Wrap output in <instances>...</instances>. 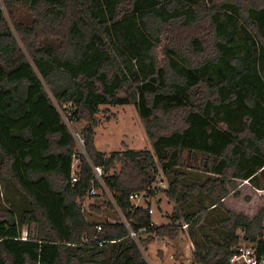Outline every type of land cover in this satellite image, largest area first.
Here are the masks:
<instances>
[{
    "label": "trees",
    "instance_id": "trees-1",
    "mask_svg": "<svg viewBox=\"0 0 264 264\" xmlns=\"http://www.w3.org/2000/svg\"><path fill=\"white\" fill-rule=\"evenodd\" d=\"M101 104H133L152 149L98 151ZM59 109L89 120L75 183ZM91 165L103 167L106 204L145 233L133 239L122 222L85 218L81 201L99 186ZM184 166L211 176L189 178ZM160 171L162 192L182 205L192 193L220 205L236 180L264 188V0H0V179L28 204L19 216L0 210V264H148L135 240L173 237L176 222L196 224L205 209L201 200L197 211L176 206L171 224L149 226L129 195L153 193ZM263 218L264 207L251 218L227 210L204 253L192 234V261L229 264L240 240L264 257ZM94 237L102 246L85 241Z\"/></svg>",
    "mask_w": 264,
    "mask_h": 264
},
{
    "label": "rangeland",
    "instance_id": "rangeland-1",
    "mask_svg": "<svg viewBox=\"0 0 264 264\" xmlns=\"http://www.w3.org/2000/svg\"><path fill=\"white\" fill-rule=\"evenodd\" d=\"M1 9L6 16L12 34L18 40L28 60H30L17 33L14 31L3 3L1 4ZM45 89L53 100L50 86L45 85ZM59 111L70 133L75 132L83 136L82 130L84 126L89 124V120H72L68 116V112L66 113L60 109ZM93 118L95 119V126L93 127L94 145L98 151L105 155L114 151H122L125 146L130 149H152L141 118L133 104H101L99 112ZM78 150L79 148L74 142L73 152H78ZM73 162L75 166L78 163L77 159H73ZM198 168L181 167L189 178L198 177L203 180L207 176H211ZM159 180L163 186H167V177L160 171L157 174L156 180L154 179L150 186V189L154 191L153 193L146 192L147 190L137 191L142 192L145 199V202L143 200H139L138 202L153 209L150 217L155 225L171 224L170 215L176 206H180L186 210L189 209V211H197L200 206L198 202L201 200L205 209L199 215L200 219L196 224H187L181 220L176 222L181 227L178 226L177 233L173 237L154 235L153 240L145 245L141 243V238L135 240L148 264H196L192 261L193 250L195 249L192 234L195 235V239L199 243V251L204 253L207 248L206 236L214 240L219 239L218 220L226 216L227 210L242 213L251 218L264 207V188H256L247 181L236 180L237 187L222 199L220 205L212 206L204 195L196 193L190 194V205L179 204L165 196L162 192L165 188L158 183ZM153 186L155 189H153ZM91 188L95 191L94 194L91 193ZM91 188L81 201L85 218L97 223H101L103 220L112 222L122 221L124 216L115 207H110L106 204L110 202V196L106 193L103 186L92 185ZM27 207L26 199L17 191L13 184L9 180L0 179V210L10 208L19 216ZM195 217L197 218L198 216ZM185 224H187L186 227L184 226ZM28 230L27 226L23 225L22 235L26 236ZM242 232L239 229L237 230L239 236L243 234ZM145 237L146 235L142 236V238ZM241 241L239 243L251 245L247 241ZM82 259L84 260L80 261L78 259L77 264H104L103 260L92 261L86 260L85 257Z\"/></svg>",
    "mask_w": 264,
    "mask_h": 264
},
{
    "label": "built area",
    "instance_id": "built-area-1",
    "mask_svg": "<svg viewBox=\"0 0 264 264\" xmlns=\"http://www.w3.org/2000/svg\"><path fill=\"white\" fill-rule=\"evenodd\" d=\"M71 135H72V137L74 139V142H75L76 146L79 148L78 152H74L73 153L72 158L73 159H77V161H79L78 160V156L79 155H84V156L86 155V152H85V140H84V137L82 135H80L79 133L71 132ZM73 159H72V165H71V177H70V182L71 183H75L76 181H78V175L76 173L78 163L75 166V164L73 162ZM91 170H92V176H93L92 177V182H97L99 184V186H103V173H104L103 167L100 166V165H91ZM158 183L161 184V181L159 180ZM163 187L166 188L167 186H163ZM153 189H155L154 186H153ZM146 192H148V191H146ZM91 193L92 194L95 193L93 188H91ZM145 195H147V194H145ZM143 196L144 195H143L142 192H134V193L129 195V199L133 203L134 207L141 206L145 210H147V212L149 214H152L153 209L151 207H148L147 205H143L140 202H138L139 200H143V202H145V199L143 198ZM119 222H122L124 224V226L127 228V230H128L127 236H129V237H131L133 239H136L138 234H142V233H145L147 231V227L146 226H141L136 231L132 230L130 228L129 220L125 219V217H123L122 221H119ZM153 225H154V223L151 221L149 226H153ZM184 226L186 227L187 224H185ZM96 229L100 230L101 229V224H97L96 225ZM239 230H241V229H239ZM85 241L86 242H89V241L97 242V244L99 246H102V243L104 242V240H99L96 237H94V238H92L90 240L85 238ZM228 262H229V264H264V257L258 255V253L256 251V248H255V246L253 244L246 245V244H243V243H238V244H236V245H234L232 247V253H231V255H230L229 259H228Z\"/></svg>",
    "mask_w": 264,
    "mask_h": 264
}]
</instances>
